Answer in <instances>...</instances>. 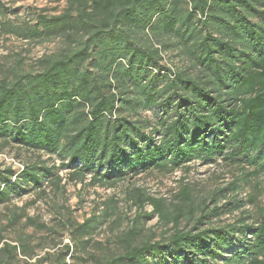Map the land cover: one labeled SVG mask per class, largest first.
<instances>
[{"label":"trees","instance_id":"1","mask_svg":"<svg viewBox=\"0 0 264 264\" xmlns=\"http://www.w3.org/2000/svg\"><path fill=\"white\" fill-rule=\"evenodd\" d=\"M19 34L78 45L36 74L2 81L1 138L57 155L94 182L220 158L264 173V0H69L63 14ZM169 50L191 69L162 65ZM43 172L0 171V203L23 178L41 184L51 174ZM148 202L171 220L159 201ZM200 209L189 231L173 219L166 242L132 246L135 225L125 252L106 264H264V216L201 230L208 216Z\"/></svg>","mask_w":264,"mask_h":264},{"label":"rangeland","instance_id":"2","mask_svg":"<svg viewBox=\"0 0 264 264\" xmlns=\"http://www.w3.org/2000/svg\"><path fill=\"white\" fill-rule=\"evenodd\" d=\"M68 8L69 0H0V85L19 74L38 73L43 61L78 45L19 34L40 17L58 16ZM162 55L161 64L173 71L191 69L178 51ZM67 163L0 137V171L10 168L18 175L36 167L41 177L43 169L51 172L38 185L21 179L10 200L0 203V264H106L125 252L126 235L135 225L132 246L166 242L175 232L173 219L180 216L179 228L189 231L204 206L208 218L201 230L255 225L264 216V173L243 158L236 163L197 160L176 170H150L109 183L78 176ZM148 199L159 201L171 220H161Z\"/></svg>","mask_w":264,"mask_h":264}]
</instances>
